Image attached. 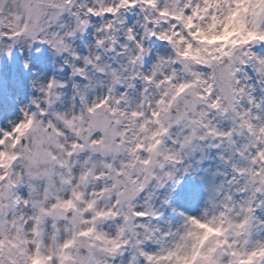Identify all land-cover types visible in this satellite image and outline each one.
I'll return each instance as SVG.
<instances>
[{
	"label": "snow or ice",
	"instance_id": "snow-or-ice-1",
	"mask_svg": "<svg viewBox=\"0 0 264 264\" xmlns=\"http://www.w3.org/2000/svg\"><path fill=\"white\" fill-rule=\"evenodd\" d=\"M0 264H264V0H0Z\"/></svg>",
	"mask_w": 264,
	"mask_h": 264
},
{
	"label": "rangeland",
	"instance_id": "rangeland-1",
	"mask_svg": "<svg viewBox=\"0 0 264 264\" xmlns=\"http://www.w3.org/2000/svg\"><path fill=\"white\" fill-rule=\"evenodd\" d=\"M90 42V41H89ZM78 43H83V42H78ZM85 52L87 51V48L85 47ZM213 155H215V152H213ZM209 165H208V163L206 162L205 163V165H204V167L205 168H207ZM212 167H213V170H215V163H213V165H212ZM202 175L204 174V173H201ZM191 182V181H190ZM191 183H193L194 184V186L198 189L199 187H200V185H199V181H195V182H191ZM203 198H204V194L202 193L201 194V202L203 201ZM195 207L194 209H192V207ZM185 207V209L187 210V211H189V212H191V213H198V211H199V207L198 206H195V205H192V204H187V205H185L184 206Z\"/></svg>",
	"mask_w": 264,
	"mask_h": 264
},
{
	"label": "bare ground",
	"instance_id": "bare-ground-1",
	"mask_svg": "<svg viewBox=\"0 0 264 264\" xmlns=\"http://www.w3.org/2000/svg\"><path fill=\"white\" fill-rule=\"evenodd\" d=\"M195 207L193 206L192 209H194Z\"/></svg>",
	"mask_w": 264,
	"mask_h": 264
}]
</instances>
